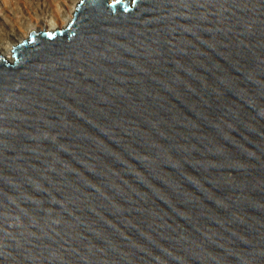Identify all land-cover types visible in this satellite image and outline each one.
Masks as SVG:
<instances>
[{
  "label": "water",
  "instance_id": "95a60500",
  "mask_svg": "<svg viewBox=\"0 0 264 264\" xmlns=\"http://www.w3.org/2000/svg\"><path fill=\"white\" fill-rule=\"evenodd\" d=\"M0 56V264H264V0H80Z\"/></svg>",
  "mask_w": 264,
  "mask_h": 264
},
{
  "label": "bare ground",
  "instance_id": "6f19581e",
  "mask_svg": "<svg viewBox=\"0 0 264 264\" xmlns=\"http://www.w3.org/2000/svg\"><path fill=\"white\" fill-rule=\"evenodd\" d=\"M46 1L47 0L38 1V7L45 13L37 17V20H35L36 22L29 23L28 21H23L19 27L21 31L18 28L16 30H10L9 34L5 33L6 35L4 34V37L0 35V56H3L7 61H10V59L12 60L13 55L11 54V49L22 43L32 31L53 32L57 29L66 28L73 18L76 4L80 2V0H64L63 4L56 10L57 13L54 14L55 11L53 12L52 10L49 11L50 9H46V7L48 8L47 5H44Z\"/></svg>",
  "mask_w": 264,
  "mask_h": 264
},
{
  "label": "rangeland",
  "instance_id": "374dc122",
  "mask_svg": "<svg viewBox=\"0 0 264 264\" xmlns=\"http://www.w3.org/2000/svg\"><path fill=\"white\" fill-rule=\"evenodd\" d=\"M38 1L39 0H0V35L3 36L5 33L9 34L10 30L18 29L23 21H28L29 23L36 22V18L45 13L38 7ZM63 1L64 0H47L44 5L48 6L46 9H50L49 11H55V14L57 13L56 10L63 4ZM19 30L21 31L20 28ZM28 38L29 36L26 39Z\"/></svg>",
  "mask_w": 264,
  "mask_h": 264
}]
</instances>
